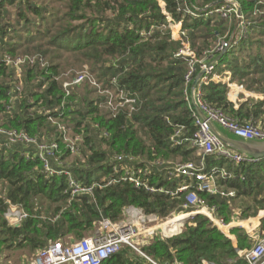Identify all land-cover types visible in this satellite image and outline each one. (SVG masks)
<instances>
[{"label": "trees", "instance_id": "obj_1", "mask_svg": "<svg viewBox=\"0 0 264 264\" xmlns=\"http://www.w3.org/2000/svg\"><path fill=\"white\" fill-rule=\"evenodd\" d=\"M162 1L165 8L160 0H0V126L56 142L62 164L53 158L52 164L69 170L81 185L93 186V193L73 195L65 174L47 175L34 146L0 147L3 264H10L18 251H27L31 257L51 242L80 240L105 218L124 219L125 208L130 206L155 214L159 221L192 211L183 207L186 193L152 192L130 181H114L121 178L115 165L122 166L115 156H134L150 171L142 179L153 188L173 191L178 179L157 161L201 158L189 143L171 142L179 127L188 136L198 130L190 97L192 82L187 85L185 80L189 58L177 55L184 44L198 58L208 55L221 39L231 44L213 72H230L231 83L262 97L242 93L236 106L228 97V82L210 81L202 86L203 98L232 117L264 126V0H235L249 22L247 36L235 44L241 29L236 15H204L227 0ZM167 15L181 22L182 40L173 36ZM4 55L35 57V62L23 64L19 75ZM41 59L47 62L45 66ZM84 65L103 90L112 92L116 109L108 104L110 96L99 94L98 87L89 82L72 87L67 94L58 78L69 67ZM200 70L197 65L195 76ZM237 88L241 87L235 86V93ZM123 91L136 101L121 105ZM58 123L69 128L72 137H82L78 153L71 152ZM5 141L0 133V144ZM204 157L208 166L227 162L216 155ZM228 168H232L229 163ZM234 169L237 177L219 183L235 190V196L198 191L225 224L235 216L248 219L264 210V158L242 162ZM12 204L29 214L18 226L11 225L5 215ZM253 222L258 218L244 224ZM261 229L264 233V218ZM230 233L237 237L239 249L207 215L196 213L180 233L158 234L141 246L144 255L125 245L102 264H152L146 256L161 264H249L240 250L251 248L254 240L240 226Z\"/></svg>", "mask_w": 264, "mask_h": 264}, {"label": "built area", "instance_id": "obj_2", "mask_svg": "<svg viewBox=\"0 0 264 264\" xmlns=\"http://www.w3.org/2000/svg\"><path fill=\"white\" fill-rule=\"evenodd\" d=\"M162 6L165 8V3ZM189 12L195 16L199 15L197 12L190 10ZM213 12L220 13L223 16L236 15L240 19L241 29L233 44L247 36L249 22L245 19L235 0H227V3L220 7L207 9V12L205 11V14H203L208 15ZM167 16L169 23L171 24L173 18L170 15ZM180 29V36L182 37L185 32L182 31V26ZM230 46L231 44L226 40L221 39L219 40L218 46L212 51H209L208 55L203 58H198L194 51H192L187 44H184V47L177 55H185L189 58V70L185 75L186 84L188 85L192 82L197 70V65H199L201 69H206V73L199 83L197 101L200 108L208 116V119L237 136L247 139H262L264 138V126H261L256 120L243 122L238 118L228 115L221 108L211 106L203 98V85L209 84L210 81L220 82L221 80L223 82V76L213 72L215 65L213 67H207L208 62L220 53L227 52ZM210 58L211 60H209ZM4 60L8 65H13L16 68L17 73L20 75L22 72V65L28 62L34 63L35 57L30 58L29 56H25L14 59L9 55H4ZM46 64L47 62L41 59V65L45 66ZM61 78L62 75L58 79ZM84 82H89L90 84L97 86L104 93H107V95L110 96L108 104L111 107L114 106V109L117 108L115 106L116 104L113 102L114 95L112 92L109 89L103 90L101 88L97 78L89 70L88 66H84L80 71L75 72L71 80L63 81V86L67 91V94H70L72 87L81 85ZM16 88L19 90L21 89L19 85H17ZM121 98L125 99L121 105H124L125 103L132 104L136 101L124 91L121 93ZM7 108L10 109L11 105L7 106ZM193 116L195 117L198 130L192 136H188L186 135L185 128L179 127L171 137V142L174 145L189 143L190 147L193 148L201 158L199 160L186 162H174L168 160L157 161L158 165H164L167 174L174 179H178V185L173 191L165 190L164 188H153L146 180L142 179L141 175L148 174L150 171L145 165H143V163L141 166L139 159L134 156L129 157L128 159H125L123 156H115L114 160L119 161L122 166L118 167V165H115L114 169L117 173H121V178L115 179L114 181H130L135 186H144L152 192L164 191L172 195L186 193L183 207L185 209H192V211H182L177 215L172 214L165 219L167 221L182 215L205 213L214 223H217L219 226H225L221 218L214 216L216 208L209 206L206 200L199 196L198 191H204L210 194H220L225 197L235 196V190L223 188L219 183L220 179L226 180L237 177L234 169L235 165H239L245 161H255L256 159L249 158L245 154L235 151L225 145L221 139L212 132L207 121L203 120L195 110L193 111ZM53 122L56 123L55 120H53ZM58 126L61 129L63 138L68 143L71 152L78 153L79 142L82 140V137L80 135L70 137L69 128L61 123H58ZM0 133L6 136V141L0 144L1 148H10L12 144L15 143L21 144L25 148L34 146L38 151L39 157L44 162V168L47 175L65 174L69 179V185L73 195L81 192L93 193V186L87 187L81 185L69 170L58 168L52 164V158L58 164H62L59 155H57L59 145L56 142H44L37 137L29 135L25 131L16 129L7 130L1 126ZM206 155H216L218 159H224L227 162L225 164H213L208 166L204 157ZM228 163L232 165V168H228ZM125 214L126 217L119 222H112L106 218L103 219L100 221L99 227L93 233L86 235L80 240L69 243H64L63 241L51 242L48 246L36 251L30 259L29 264H102L104 260L120 251L125 245L141 252V246L148 244L158 234L170 237L182 231V228L179 226L177 230L168 234L160 227L162 223L167 221H159L155 214H147L141 208L134 206L127 207L125 208ZM5 215L9 223L13 226L20 225L22 221L29 216L28 212L23 207L14 204L9 206ZM171 216H173V218H171ZM251 236L255 240V243L249 249L240 250V254L249 264H264V233L258 232ZM141 254L143 253L141 252ZM146 257L152 264H161L152 260L148 256Z\"/></svg>", "mask_w": 264, "mask_h": 264}, {"label": "water", "instance_id": "obj_3", "mask_svg": "<svg viewBox=\"0 0 264 264\" xmlns=\"http://www.w3.org/2000/svg\"><path fill=\"white\" fill-rule=\"evenodd\" d=\"M224 53H220L215 58H213L210 62H208L207 67H213L219 61V59L223 56ZM206 69H201L196 76L194 77L191 89H190V97L193 108L197 112V114L205 121H207L210 129L213 133H215L221 141L232 148L235 151L245 154L247 157L252 159H262L264 158V138L262 139H247L241 136H237L221 126L217 123L208 119V116L204 113V111L200 108L197 101V91L199 88V83L201 78L205 75ZM190 216L193 214H189ZM189 217V216H188Z\"/></svg>", "mask_w": 264, "mask_h": 264}, {"label": "crops", "instance_id": "obj_4", "mask_svg": "<svg viewBox=\"0 0 264 264\" xmlns=\"http://www.w3.org/2000/svg\"><path fill=\"white\" fill-rule=\"evenodd\" d=\"M221 76H223V78H224V80H223V82H227V79L229 80V86H231V92H230V95H229V99L236 105V106H238V104H239V102L241 101V99H240V92H242V90H238L237 91V93H235L234 91H235V86H237V87H240V86H238L237 84H235V83H230V78H231V73L230 72H227L225 75H221ZM226 78V79H225ZM240 89V88H239ZM246 96H249L248 94H245ZM264 210H260L259 211V213H258V215L256 216V218H258V225L256 226V227H248L247 225H245L244 224V222H246V221H248V220H250V219H252V218H255V217H251V218H248V219H239L237 216H235L234 217V219H233V221L231 222V223H229V224H225V226H227V225H229V229L227 230V232L226 231H224L223 230V227H225V226H223V225H221V226H219L217 223H215L223 232H225L226 233V235L228 236V238L232 241V243H233V245L236 247V248H238L239 249V244H238V240H237V237L235 236V235H232L231 233H230V230H231V228H233V227H236V226H240V227H242V228H244L245 230H246V232L249 234V236L253 239V237L251 236V235H253V234H255V233H258V232H262V229H261V221H262V219L264 218V215L263 216H260L261 215V213H264L263 212ZM205 214V213H204ZM193 215H194V213H193ZM193 215H191V216H193ZM206 215V214H205ZM182 216H184V215H182ZM191 217L190 215H185V219L183 220V222L182 223H180L179 224V226L181 227V228H183L184 227V225H185V222H186V220L189 218V217ZM208 216V215H207ZM214 216L215 217H217L218 218V216H217V214L215 213L214 214ZM125 217H126V214H125ZM124 217V218H125ZM209 217V216H208ZM210 218V217H209ZM211 219V218H210ZM170 221H167V222H165V223H162L161 225H160V227L165 231V232H167L168 234H170V233H172V231L170 232V229H178V227H175V228H170V227H168V226H166V224L167 223H169ZM168 225V224H167ZM229 234H231L232 236H233V238L231 239L230 237H229ZM254 240V239H253ZM254 243H255V240H254Z\"/></svg>", "mask_w": 264, "mask_h": 264}, {"label": "rangeland", "instance_id": "obj_5", "mask_svg": "<svg viewBox=\"0 0 264 264\" xmlns=\"http://www.w3.org/2000/svg\"><path fill=\"white\" fill-rule=\"evenodd\" d=\"M161 4L164 5V2L162 0H160ZM181 22H175L172 20V23L170 24V28H171V32L173 34V36L177 37L178 39L182 40V37L180 36V33H181ZM218 46V42L217 44L214 46V47H217ZM218 54V53H217ZM216 54V55H217ZM215 55V56H216ZM84 66H87V65H84ZM84 68V67H83ZM82 69V67H77V68H74V67H69V69H67V71H65L63 74H68V75H63L62 74V78L61 80L65 81V80H71L72 76L75 74V72L77 71H80ZM22 74V73H21ZM226 79V78H225ZM224 80V78H223ZM221 81V80H220ZM227 82H229V80L227 79ZM231 83V82H230ZM229 84V83H228ZM237 84V83H235ZM20 85L23 86L22 83H20ZM238 86H240L241 88H237L236 90H242V92H240V95L243 93V94H248L249 96H257V97H262L261 95L259 94H256V93H253V92H249L245 89L244 86L242 85H239L237 84ZM95 86V85H94ZM97 87V86H96ZM231 87V86H230ZM235 88V87H234ZM99 89V88H98ZM231 92V90H230ZM230 92H229V95H230ZM107 94V93H104L102 90L99 89V94ZM96 95V94H95ZM228 95V97H229ZM239 95V96H240ZM94 96V95H92ZM69 136L72 137L73 136V133L71 132V130L69 129ZM172 161V160H170ZM171 218H173V216H171ZM256 218V217H255ZM167 221V220H164V222ZM249 227H256L258 225V222L255 223H251V224H245ZM112 230V229H111ZM110 230V231H111ZM32 258L29 257V254L27 251H18V252H15L14 254H12L11 258H10V264H29V261L30 259ZM0 264H3V262H0Z\"/></svg>", "mask_w": 264, "mask_h": 264}, {"label": "bare ground", "instance_id": "obj_6", "mask_svg": "<svg viewBox=\"0 0 264 264\" xmlns=\"http://www.w3.org/2000/svg\"><path fill=\"white\" fill-rule=\"evenodd\" d=\"M186 217L185 216H180V217H176L175 219H170L169 223L166 224V226L170 227V228H175V227H179V224L183 222V220L185 219ZM249 227V226H248ZM224 229H227L229 228V225L223 227ZM177 230V228L175 229ZM173 232L174 229H170V232Z\"/></svg>", "mask_w": 264, "mask_h": 264}]
</instances>
